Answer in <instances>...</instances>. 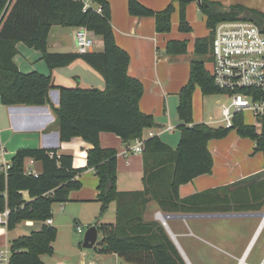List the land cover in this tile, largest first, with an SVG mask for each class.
<instances>
[{"label": "trees", "instance_id": "16d2710c", "mask_svg": "<svg viewBox=\"0 0 264 264\" xmlns=\"http://www.w3.org/2000/svg\"><path fill=\"white\" fill-rule=\"evenodd\" d=\"M87 1L90 2L87 5ZM132 16L154 18L156 32L167 33L171 28L170 3L154 11L139 0H127ZM178 3V30L191 32L185 8L196 1L205 16L208 35L196 37L189 62L188 81L178 91L176 108L182 121L178 147L172 149L157 136L144 137V130L154 126L152 114L139 109L142 83L128 73L129 54L121 49L112 31L109 1L107 0H0V101L4 105H47L49 90L57 88L58 106L52 107L58 126L59 139L82 137L92 144L86 155V166L75 169L71 154H58L52 148H20L9 163L0 167V213L7 210L5 226L13 230L24 221H40L39 229L19 235L10 242L8 264H42V255H52V242L57 232L45 220L52 217L53 205L65 203L71 190L81 183L76 175L93 168L98 178L97 198L100 202L97 230L100 239L94 250L114 253L132 264H187L166 228L157 219H144V210L153 200L163 213L246 212L260 211L264 205V177L240 187L221 186L181 197L180 184L197 175L210 173L213 166L207 142L219 139L235 130L249 137L264 160V115L258 119L260 129L244 121L243 113H235L229 126L209 127L192 123V94L196 85L203 95H227L219 88L204 60H211L214 27L224 20H249L264 29V13L243 4L222 5L214 0H172ZM96 4V6L93 5ZM99 8V10L97 9ZM53 26H84L100 37L102 51L88 53L52 52L47 49L48 34ZM23 42L42 53L47 67L68 65L80 58L103 78L105 87L56 86L51 75L36 71L21 72L13 57L16 43ZM170 55L187 52L185 39L166 42ZM101 131L115 133L123 142L142 141L143 187L119 191L116 186L117 150L99 145ZM30 158L39 164L37 174L28 173L24 161ZM25 190L29 200H24ZM115 203L113 223L99 219L108 204ZM168 226V221H167Z\"/></svg>", "mask_w": 264, "mask_h": 264}, {"label": "crops", "instance_id": "0c3cea01", "mask_svg": "<svg viewBox=\"0 0 264 264\" xmlns=\"http://www.w3.org/2000/svg\"><path fill=\"white\" fill-rule=\"evenodd\" d=\"M107 1H109L115 41L129 54L128 73L137 78L143 86L139 109L154 117L155 124L144 130V137L155 135L172 149H176L181 134L178 126L182 122L176 112L179 102L178 91L188 81L189 62L194 56V39L206 36L209 32L206 26V35L200 28L196 31L194 24L198 23L195 14L197 2L192 1L185 8L186 19L191 28V32L187 33L178 30L179 15L176 1L139 0L141 4L154 11L161 10L170 3L173 5L170 31L158 33L155 30L153 17H137L129 13L127 0ZM214 1L222 5L241 3L264 13V0ZM93 5L96 6L94 3ZM199 15L205 21V16L201 13ZM74 30L73 27L53 26L48 34V51L76 52ZM170 39H185L187 52L168 54L164 48ZM95 46L97 47H94L93 51H102L100 37H96ZM15 47L16 54L13 60L23 73L36 71L45 76L51 75L53 84L56 86L105 87L102 76L80 58L68 65L55 67L51 71L45 64L41 52L26 46L23 42H17ZM58 95V89L51 88L48 93L51 103L47 105L7 106L0 101V167L7 165L16 150L20 148H52L57 150L58 154H71L72 166L75 169L86 166L87 151L92 144L82 137H73L64 142L59 139L56 117L52 108L58 106ZM228 100L227 95H203L200 87L196 85L192 94V123L201 122L209 127L222 126L220 111ZM244 121L249 124L245 119ZM134 144L135 139L125 143L115 133L104 131L99 133L101 147L117 150L115 181L119 191L139 190L143 187L142 153L131 148ZM207 145L213 161L212 170L210 173L197 175L193 180L180 184L178 195L181 197L214 187L229 185L240 187L264 177L263 155L254 151L255 144L249 137H241L235 130H231L223 138H212ZM24 167L26 171L30 168L36 171L40 169L39 164L30 158L25 159ZM76 180L81 183L80 188L69 191L68 200L65 203L53 205L50 225L53 223L60 225L61 220L69 223L72 218L73 220L77 217L81 218L85 209L90 215L87 216L89 225L95 224L97 227L100 202L97 198L98 178L94 169L82 170L76 175ZM21 193L24 200H29L25 190ZM263 208L264 205L262 210L256 212H262ZM158 212L165 214L159 210L155 201L151 200L144 210V219L158 220L156 217ZM115 215V203L111 202L109 212L101 216L99 223H113ZM260 218L249 215L197 216L187 219L170 218L166 220V223L168 221V227L190 264H243L241 260H245L246 264H254L259 262L264 253V237L261 239L264 226L258 230ZM239 224L246 225V229L242 230ZM41 225L40 221L28 220L18 223L11 231H15L18 237L39 229ZM11 231L6 229L5 222L0 223V250L8 248V234ZM98 237L99 230L97 239ZM69 256L71 257L55 260L52 264H132L124 262L114 253L99 254L95 250L88 252L80 248L75 249ZM43 257L44 255L41 256L42 264H46Z\"/></svg>", "mask_w": 264, "mask_h": 264}, {"label": "built area", "instance_id": "2783aa9c", "mask_svg": "<svg viewBox=\"0 0 264 264\" xmlns=\"http://www.w3.org/2000/svg\"><path fill=\"white\" fill-rule=\"evenodd\" d=\"M90 2L87 1V5ZM99 10V8H97ZM214 38L211 50V75L215 84L229 91L228 103L221 108L223 126L232 122L235 113L249 111L255 120L254 126L260 129V116L264 115V33L254 22L249 20H224L216 24L213 29ZM74 47L77 53L93 52L96 36L84 26H77L74 30ZM134 151L142 152V141L135 139L132 145ZM6 165L4 166V168ZM28 173L37 174L33 169ZM7 210L0 213V223L6 221ZM161 213L156 217L165 225ZM52 219L45 220L51 224ZM167 224V223H166ZM259 225L264 226V208ZM79 229V226H77ZM10 249L0 250V264H8ZM257 264H264V253ZM245 263V260L242 262Z\"/></svg>", "mask_w": 264, "mask_h": 264}, {"label": "rangeland", "instance_id": "374dc122", "mask_svg": "<svg viewBox=\"0 0 264 264\" xmlns=\"http://www.w3.org/2000/svg\"><path fill=\"white\" fill-rule=\"evenodd\" d=\"M195 14L197 15V22L195 25L196 27V31L198 30V28H200L202 31L205 32V35L207 34L206 28H205V21L200 17V12L197 8V4L195 3ZM203 32V33H204ZM97 46H95L96 48ZM204 62H206L207 68L211 69V63H209L210 61H207L206 57H201ZM244 115V119L249 123L254 125L255 124V120L253 118V115L249 112L246 111L243 113ZM59 204V203H57ZM73 204V203H71ZM84 214H82L81 218L77 217L76 219L73 220V218L70 220L69 223L64 222L63 220H61L60 225H56V223H53V226L55 225L56 227V238L55 240L52 242V248H53V253L52 255H44V261L47 264L48 262H50L52 264V262H54L55 260H59L61 258H65V257H71L69 256L75 249L79 248L82 249L83 251H93L94 250V246L93 248H81L80 245L82 244L83 238H84V234H85V230L90 226L89 225V221H87V216L89 215L88 212L83 209ZM82 212V213H83ZM109 212V204L106 206L103 214L106 215ZM55 214V213H53ZM81 214V213H80ZM90 216V215H89ZM94 221V220H93ZM77 226H79V229L77 228ZM240 228L246 229V225L244 226V224H239ZM17 233H15V231H11L8 234V248L10 247V242L15 239L17 237ZM100 233H99V237L97 239V241H99L100 239ZM264 237V228L262 231V235H261V239H263ZM96 241V242H97ZM259 244V243H258ZM257 244V245H258ZM257 262H255L254 264H257Z\"/></svg>", "mask_w": 264, "mask_h": 264}, {"label": "water", "instance_id": "95a60500", "mask_svg": "<svg viewBox=\"0 0 264 264\" xmlns=\"http://www.w3.org/2000/svg\"><path fill=\"white\" fill-rule=\"evenodd\" d=\"M261 32L264 33V29H261ZM257 216L261 217L262 212H253V211H246V212H230V213H197V214H192V213H165L162 215V219L165 222L167 219L170 218H176V219H187L190 217H197V216H203V217H214V216H223V217H230V216ZM164 228H166L171 240L173 243L177 246L179 249L181 256L183 257L184 260H186L187 264H190L189 260H187L186 256L184 255L183 250L181 249L180 245L177 243L174 235L172 234L170 228H168L167 224L163 225ZM261 228L259 226L258 230ZM257 230V232H258ZM84 238L81 244V247L85 248H93L94 244L97 241V236H98V230L96 228V225H90L86 230H85Z\"/></svg>", "mask_w": 264, "mask_h": 264}, {"label": "bare ground", "instance_id": "6f19581e", "mask_svg": "<svg viewBox=\"0 0 264 264\" xmlns=\"http://www.w3.org/2000/svg\"><path fill=\"white\" fill-rule=\"evenodd\" d=\"M159 217L161 218L162 216L161 215H159ZM169 228V227H168ZM243 262V260H241V263Z\"/></svg>", "mask_w": 264, "mask_h": 264}]
</instances>
